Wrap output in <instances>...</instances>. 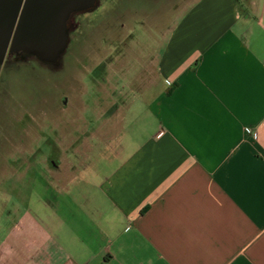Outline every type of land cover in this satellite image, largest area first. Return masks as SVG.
Listing matches in <instances>:
<instances>
[{
  "label": "crops",
  "instance_id": "0c3cea01",
  "mask_svg": "<svg viewBox=\"0 0 264 264\" xmlns=\"http://www.w3.org/2000/svg\"><path fill=\"white\" fill-rule=\"evenodd\" d=\"M159 47L121 74L133 100L27 154L47 168L0 218V264H264V0H191Z\"/></svg>",
  "mask_w": 264,
  "mask_h": 264
},
{
  "label": "rangeland",
  "instance_id": "374dc122",
  "mask_svg": "<svg viewBox=\"0 0 264 264\" xmlns=\"http://www.w3.org/2000/svg\"><path fill=\"white\" fill-rule=\"evenodd\" d=\"M190 1L98 0L92 9L76 15V26L67 35L68 44L57 66L28 54L0 65L2 230L9 224L5 216L12 202L36 199V188L43 183L37 173L47 165L28 159L27 154L53 155L59 151L55 146L61 137L81 136L96 124L98 113L94 109L107 93L115 99L125 93L133 100L137 85L122 79L121 74L127 68L132 77L139 70L140 60L153 58V50L160 48L167 30ZM64 104L68 109L60 112ZM135 114L131 113L128 122ZM96 150L106 151L102 143ZM83 159L77 168L88 164ZM28 168L35 170V175L22 176L21 170ZM9 187L17 188L9 191ZM3 232L1 235L6 234Z\"/></svg>",
  "mask_w": 264,
  "mask_h": 264
},
{
  "label": "water",
  "instance_id": "95a60500",
  "mask_svg": "<svg viewBox=\"0 0 264 264\" xmlns=\"http://www.w3.org/2000/svg\"><path fill=\"white\" fill-rule=\"evenodd\" d=\"M96 0H0V65L24 53L53 63L68 43L67 22Z\"/></svg>",
  "mask_w": 264,
  "mask_h": 264
},
{
  "label": "flooded vegetation",
  "instance_id": "af4514ba",
  "mask_svg": "<svg viewBox=\"0 0 264 264\" xmlns=\"http://www.w3.org/2000/svg\"><path fill=\"white\" fill-rule=\"evenodd\" d=\"M98 0H96L97 2ZM89 11V10H88ZM87 12V11H85ZM85 12H78V13H74L70 16L68 22H67V35L69 34L70 31H72V29L75 28L76 26V20H75V17L76 15H79V14H82V13H85ZM68 44V43H67ZM66 48V47H65ZM65 50V49H64ZM62 53V52H61ZM23 55H26L24 53H14L13 55H8L5 57L4 62H6L7 60H15V59H21L23 57ZM60 58H61V55L58 56L57 60L54 63L55 66H57L59 63H60Z\"/></svg>",
  "mask_w": 264,
  "mask_h": 264
}]
</instances>
